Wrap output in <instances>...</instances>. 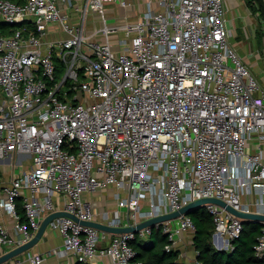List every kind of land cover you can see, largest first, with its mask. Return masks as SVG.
<instances>
[{
  "label": "built area",
  "instance_id": "2783aa9c",
  "mask_svg": "<svg viewBox=\"0 0 264 264\" xmlns=\"http://www.w3.org/2000/svg\"><path fill=\"white\" fill-rule=\"evenodd\" d=\"M110 1L0 0V19L16 24L0 33V159L27 155L16 167L31 160L3 186L1 203L19 235L0 222V248L31 239L54 210L97 219L84 194L108 185L129 191L114 215H103L116 225L207 196L264 213V84L231 41L225 0H160L161 9L123 22L104 12ZM54 22L67 36L47 39ZM58 66L66 67L59 79ZM206 209L214 245L232 250L242 218L216 203ZM162 224L168 250L196 228L190 214ZM49 225L77 261L143 264L130 243L136 232L114 234L65 215ZM28 251L31 264L46 259ZM255 254L264 264V224Z\"/></svg>",
  "mask_w": 264,
  "mask_h": 264
},
{
  "label": "crops",
  "instance_id": "0c3cea01",
  "mask_svg": "<svg viewBox=\"0 0 264 264\" xmlns=\"http://www.w3.org/2000/svg\"><path fill=\"white\" fill-rule=\"evenodd\" d=\"M122 0H115L108 2L104 12L107 16L112 19H117V21H125L140 18L149 9L159 10L162 8L160 0H126L129 3L127 5L122 4ZM225 6L227 11V17L229 26L231 29V41L236 46L238 51L243 56L244 60L251 65L253 68H257L260 75L264 77V53L252 49V45H256L259 42V29L262 27L264 32V22L258 13H254L247 3V0H225ZM101 13H93L91 15L88 28L93 29L95 25L100 23ZM99 20L98 23L94 22ZM67 36L66 32L62 29H58V23L54 22L50 25V29L47 33V39L60 38ZM24 154L15 153L12 157H17L18 160L23 157ZM12 157H7L0 159V171L5 172V176L0 174V182L3 181V186L7 184L13 176L16 169H12L8 165ZM25 164L27 169L31 165V160L27 161ZM14 167H16L14 165ZM17 168V167H16ZM24 169V170H25ZM3 179V180H2ZM2 186V187H3ZM120 192V193H119ZM122 196H127L129 191L125 188H120L115 185H108L96 191H88L84 194L85 198L90 201L92 207L96 213L97 219L102 220L105 211H110L114 215V211L118 208L119 202ZM4 195V190L0 189V222L4 224L9 233L14 236L19 235V230L17 227V219L12 215L1 203V199ZM142 205L145 208L149 207L150 197L149 195L142 199ZM185 232L183 234V239L179 248H184L182 251V256L185 260L187 255H192L189 261L194 264L196 261V250L192 244V238L189 239ZM63 236L62 234L51 225L48 226L45 233L39 242L30 250L38 251L46 254V259L41 264H75L77 262L76 256L71 252L61 251L63 249ZM191 243L192 249L188 252L185 248L187 244ZM13 246L3 245L0 248V254L5 251L10 250ZM29 252V251H28ZM28 252H24L18 257H14L9 260L6 264H13L17 259H21V264H31L28 259ZM99 262L106 264H113L109 256H102L97 259Z\"/></svg>",
  "mask_w": 264,
  "mask_h": 264
},
{
  "label": "trees",
  "instance_id": "16d2710c",
  "mask_svg": "<svg viewBox=\"0 0 264 264\" xmlns=\"http://www.w3.org/2000/svg\"><path fill=\"white\" fill-rule=\"evenodd\" d=\"M23 2L25 0H16ZM254 13H258L264 22V0H247ZM16 24L0 19V33L14 31ZM203 208V207H201ZM195 208L190 213L195 223L192 244L196 250V259L203 264H263V260L255 254V244L262 233L263 223L247 221L241 235L235 239L232 250L218 249L213 242L215 221L213 215L206 209ZM17 209L21 222H28V216L23 199H17ZM171 242L168 233L163 230V224L151 228L147 235L137 232L130 240L136 250V257L143 264H188L181 259V248L171 250L166 245ZM75 264H88L77 261Z\"/></svg>",
  "mask_w": 264,
  "mask_h": 264
},
{
  "label": "water",
  "instance_id": "95a60500",
  "mask_svg": "<svg viewBox=\"0 0 264 264\" xmlns=\"http://www.w3.org/2000/svg\"><path fill=\"white\" fill-rule=\"evenodd\" d=\"M207 203H216L226 207L229 211L240 216L242 218L244 225L249 220L254 222H261L264 224V213L236 209L232 205L228 204L224 199L216 196H207V197L198 198L183 205L179 209L170 212L161 213L129 225H116L98 219L84 220V219H80L73 212H70L65 209H60V210H54L46 215V217L42 220L39 229L31 239L2 253L0 255V264H5L14 257H18L22 253L31 250L42 238L43 234L45 233L46 229L49 226L50 221L58 216H64V215L70 216L75 220L80 221L82 224L92 225L101 230H105L114 234L126 233V232L137 233L140 232L142 229L145 228L151 229L152 227L161 224L165 221L176 219L182 214H190L193 209L201 208L205 206Z\"/></svg>",
  "mask_w": 264,
  "mask_h": 264
},
{
  "label": "rangeland",
  "instance_id": "374dc122",
  "mask_svg": "<svg viewBox=\"0 0 264 264\" xmlns=\"http://www.w3.org/2000/svg\"><path fill=\"white\" fill-rule=\"evenodd\" d=\"M107 6H108V4H107ZM94 22L95 23H98L99 22V20H95V17H94ZM11 32H13V31H11ZM259 42H258V44H257V46L254 44V45H252V49H254V50H257L258 49V51H260V53L261 52H263L264 53V32H263V29H262V27H260V29H259ZM56 62L59 64L60 63V59L58 58V57H56ZM61 65V64H60ZM250 68H251V70H252V72L255 74V76L259 79V81L262 83V84H264V77L262 76V75H260V73L258 72V69L257 68H253L251 65H250ZM65 71H66V67L65 66H58V68H57V78L59 79V78H61L64 74H65ZM27 155H24L23 157H21L19 160H18V158L17 157H12L11 158V161L9 162V165L7 166L8 167V170H9V167L12 169V171L14 170V169H18V170H24L25 169V167H26V165L27 164H21L19 167H14V164H17V163H19L21 160H24V159H26L25 157H26ZM0 174H2L3 176H5V172L3 171V170H1L0 171ZM0 180H1V178H0ZM3 180V179H2ZM9 182V181H8ZM7 182V183H8ZM6 184V183H5ZM3 181H1L0 182V189L2 188L3 189ZM204 208H206V205L205 206H203V208H201V209H204ZM187 233V237L189 238V239H191V237L193 236V233H194V231L193 230H189V231H187L186 232ZM192 240V239H191ZM181 245V244H180ZM188 252L192 249V246H191V243H188L187 244V247L185 248ZM181 250L183 251L184 250V248H181ZM182 251H181V259L182 260H184V258H183V254H182ZM188 257L187 258H185V262H187L188 264H192L190 261H189V258H192V255H187ZM195 262V261H194ZM195 264V263H194Z\"/></svg>",
  "mask_w": 264,
  "mask_h": 264
}]
</instances>
